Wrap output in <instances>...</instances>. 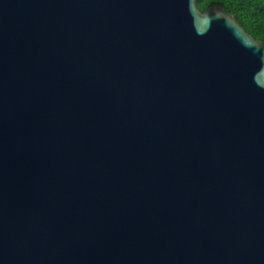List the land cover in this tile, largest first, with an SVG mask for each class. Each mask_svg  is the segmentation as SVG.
<instances>
[{
  "label": "water",
  "instance_id": "obj_1",
  "mask_svg": "<svg viewBox=\"0 0 264 264\" xmlns=\"http://www.w3.org/2000/svg\"><path fill=\"white\" fill-rule=\"evenodd\" d=\"M0 264H264V41L197 0H0Z\"/></svg>",
  "mask_w": 264,
  "mask_h": 264
},
{
  "label": "trees",
  "instance_id": "obj_2",
  "mask_svg": "<svg viewBox=\"0 0 264 264\" xmlns=\"http://www.w3.org/2000/svg\"><path fill=\"white\" fill-rule=\"evenodd\" d=\"M197 4L201 10L210 6L223 7L249 34L264 41V0H197Z\"/></svg>",
  "mask_w": 264,
  "mask_h": 264
}]
</instances>
